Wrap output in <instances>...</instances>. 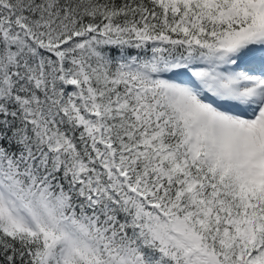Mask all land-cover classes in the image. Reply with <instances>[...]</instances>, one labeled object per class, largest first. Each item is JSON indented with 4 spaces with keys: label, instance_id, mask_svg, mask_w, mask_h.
Returning <instances> with one entry per match:
<instances>
[{
    "label": "snow or ice",
    "instance_id": "1",
    "mask_svg": "<svg viewBox=\"0 0 264 264\" xmlns=\"http://www.w3.org/2000/svg\"><path fill=\"white\" fill-rule=\"evenodd\" d=\"M0 264H264V0H0Z\"/></svg>",
    "mask_w": 264,
    "mask_h": 264
}]
</instances>
